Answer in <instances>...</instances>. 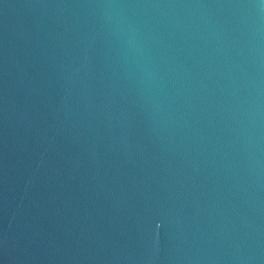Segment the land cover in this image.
I'll return each instance as SVG.
<instances>
[{"label": "water", "instance_id": "95a60500", "mask_svg": "<svg viewBox=\"0 0 264 264\" xmlns=\"http://www.w3.org/2000/svg\"><path fill=\"white\" fill-rule=\"evenodd\" d=\"M0 264H264V3L0 0Z\"/></svg>", "mask_w": 264, "mask_h": 264}, {"label": "snow or ice", "instance_id": "6c2138e0", "mask_svg": "<svg viewBox=\"0 0 264 264\" xmlns=\"http://www.w3.org/2000/svg\"><path fill=\"white\" fill-rule=\"evenodd\" d=\"M262 3H264V0H261Z\"/></svg>", "mask_w": 264, "mask_h": 264}]
</instances>
